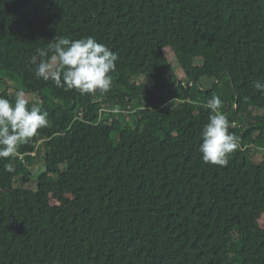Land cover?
Segmentation results:
<instances>
[{
  "label": "trees",
  "instance_id": "trees-1",
  "mask_svg": "<svg viewBox=\"0 0 264 264\" xmlns=\"http://www.w3.org/2000/svg\"><path fill=\"white\" fill-rule=\"evenodd\" d=\"M57 36L118 55L103 99L35 76ZM8 76L49 124L14 172L0 159V264H264V0H0V97L14 105ZM214 95L239 138L224 167L199 152ZM133 101L130 122L104 108Z\"/></svg>",
  "mask_w": 264,
  "mask_h": 264
},
{
  "label": "clouds",
  "instance_id": "clouds-1",
  "mask_svg": "<svg viewBox=\"0 0 264 264\" xmlns=\"http://www.w3.org/2000/svg\"><path fill=\"white\" fill-rule=\"evenodd\" d=\"M49 51L53 53L50 58ZM38 53V63L33 57L35 76L45 82L51 80L57 88L95 94L97 91L107 93L113 85L110 73L115 72L119 57L91 36L76 40L57 36L47 50L39 49ZM254 87L264 94V81L257 80ZM28 104L23 89L17 90L14 105L0 97V159L9 158L4 165L9 173L15 171L12 159L19 156L20 146L29 143L38 135V130L49 124L47 111H41L36 105L29 108ZM222 106L219 95L212 96L203 105L210 114L199 145L202 160L220 167L227 166L228 156L239 146V138L229 132L232 125L220 111Z\"/></svg>",
  "mask_w": 264,
  "mask_h": 264
},
{
  "label": "rangeland",
  "instance_id": "rangeland-1",
  "mask_svg": "<svg viewBox=\"0 0 264 264\" xmlns=\"http://www.w3.org/2000/svg\"><path fill=\"white\" fill-rule=\"evenodd\" d=\"M169 57V60L171 61V64H172V66H173V69H174V73H175V76L180 80V81H182V82H185V78H184V75H183V73H182V71H181V69L179 68V66L177 65V63H176V61L173 59V57L171 56V55H169L168 56ZM195 64L196 65H199L200 64V60H195ZM2 76H4V74L2 75ZM5 76H7V75H5ZM9 77V76H8ZM8 77H5V79H4V84H1V86H3V87H5V84L6 85H8V86H10V93H12V96L13 97H15V94H14V92H15V90H17V88L20 86V83H19V81L17 80V79H15V78H8ZM137 83H140V84H145V85H148V82L144 79V78H140V79H136L135 80V84H137ZM210 84H211V80H206V79H203L202 80V86L204 87V88H209L210 87ZM1 88V87H0ZM144 94H145V92H144ZM94 96H95V98L98 100H100V99H103V96L100 94H98V93H96V94H94ZM26 99H28L29 100V102H36L37 101V96L36 95H34V94H32V93H26ZM134 102L135 101H133L132 103H131V107L133 106V110L132 109H125V110H122L118 105H112V104H105L104 105V108L106 109V108H111L112 109V111H110L112 114H115L116 115V118H118L117 117V115L118 114H121V116H122V118H124L125 119V121H127V122H130L131 120V118L133 119V118H135L134 117V108L136 107L135 105H134ZM131 117V118H130ZM119 119V118H118ZM123 119V120H124ZM263 152H261V154H262ZM41 156H42V153H40V155H38L37 157H35L34 158V161H33V163L29 166V171H30V178H31V181H32V183H31V187L33 188V189H35V185H36V176L40 173V172H42V170H43V166H42V160H41Z\"/></svg>",
  "mask_w": 264,
  "mask_h": 264
}]
</instances>
